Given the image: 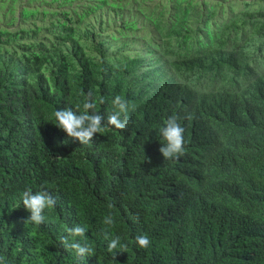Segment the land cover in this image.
<instances>
[{
	"label": "trees",
	"instance_id": "16d2710c",
	"mask_svg": "<svg viewBox=\"0 0 264 264\" xmlns=\"http://www.w3.org/2000/svg\"><path fill=\"white\" fill-rule=\"evenodd\" d=\"M14 1L0 264H264V0Z\"/></svg>",
	"mask_w": 264,
	"mask_h": 264
},
{
	"label": "rangeland",
	"instance_id": "374dc122",
	"mask_svg": "<svg viewBox=\"0 0 264 264\" xmlns=\"http://www.w3.org/2000/svg\"><path fill=\"white\" fill-rule=\"evenodd\" d=\"M7 1H8V0H5V2H7ZM19 1H20V0H15L14 3H15L16 5H20V4H19ZM21 1H24V0H21ZM16 5H15V6H16ZM15 14H16V13H15ZM262 60H263V63H264V59H262Z\"/></svg>",
	"mask_w": 264,
	"mask_h": 264
}]
</instances>
